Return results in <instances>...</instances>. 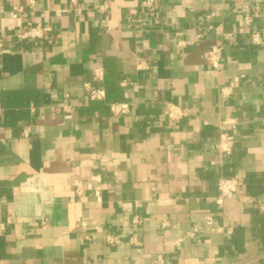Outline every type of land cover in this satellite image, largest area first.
<instances>
[{
    "label": "crops",
    "instance_id": "0c3cea01",
    "mask_svg": "<svg viewBox=\"0 0 264 264\" xmlns=\"http://www.w3.org/2000/svg\"><path fill=\"white\" fill-rule=\"evenodd\" d=\"M139 4L0 0V264H236L264 253V17L247 26L230 0H161L154 15ZM29 23L52 30L24 39ZM215 45L219 70L207 60ZM97 69L114 75L120 100L106 101ZM88 84L105 99L89 100ZM23 92L36 100L23 105ZM169 103L185 120L165 117ZM226 117L239 125L221 157ZM235 175L243 185L218 206L219 179Z\"/></svg>",
    "mask_w": 264,
    "mask_h": 264
},
{
    "label": "built area",
    "instance_id": "2783aa9c",
    "mask_svg": "<svg viewBox=\"0 0 264 264\" xmlns=\"http://www.w3.org/2000/svg\"><path fill=\"white\" fill-rule=\"evenodd\" d=\"M234 3H242L243 4V22L247 26H253V23L256 19L264 17V11L260 8V6H254L249 4L246 0H230ZM75 3V0H72ZM161 0H140L139 8H141L142 12H147L150 15H154L157 10L160 8ZM15 11H18V7H15ZM138 12L135 9H132L128 13V20L132 21L134 16L137 15ZM17 16V14H16ZM52 29L47 27H42L39 25H34L33 23H29L27 25V30L21 35L24 39H45L48 37V34ZM250 41L254 45L258 46L262 42V35L259 31L255 29L251 31ZM221 57H222V47L217 45L213 46L207 56V60L209 64L214 68L219 70L221 67ZM95 80L99 82H104V71L102 69H97L95 71ZM237 83L236 79L233 81L228 87L235 86ZM88 88V99L89 100H103L105 99V89L104 87H92L89 84ZM224 91V95L230 94V92ZM129 105L126 103H112L111 111L114 114H124L128 112ZM189 115V110L187 108H182L174 103H169L166 111L165 117L171 122L179 123L185 120V118ZM238 119L233 117H226L222 120L219 125V138L214 146L216 153L218 156L227 157L233 153V150L237 141V133H238ZM29 130H24V136L28 135ZM243 185V180L238 175L235 176H224L219 179L217 184V196L215 198V202L218 206L222 207L225 201L229 198H232L237 194L238 189ZM90 185H88L89 187ZM87 185H83L78 180L75 181V192L77 195L82 196L86 192ZM207 224L212 225L213 220L211 217H208L206 220ZM197 229H194L196 231ZM222 227H218L217 231L223 232ZM110 243L115 242L114 238H108ZM138 247L141 246L140 242H136Z\"/></svg>",
    "mask_w": 264,
    "mask_h": 264
},
{
    "label": "trees",
    "instance_id": "16d2710c",
    "mask_svg": "<svg viewBox=\"0 0 264 264\" xmlns=\"http://www.w3.org/2000/svg\"><path fill=\"white\" fill-rule=\"evenodd\" d=\"M104 84L106 85V90H107V96H106V101L113 102V101H118L120 100V88L118 85L115 83L114 75L112 73H109L108 75H105L104 78ZM37 98V94L34 93H20V103L27 104L28 100L30 99H35ZM22 117H25L23 115ZM256 231V237L258 240H260L262 243L264 242V220L261 218H258L257 221V227L255 229Z\"/></svg>",
    "mask_w": 264,
    "mask_h": 264
},
{
    "label": "water",
    "instance_id": "95a60500",
    "mask_svg": "<svg viewBox=\"0 0 264 264\" xmlns=\"http://www.w3.org/2000/svg\"><path fill=\"white\" fill-rule=\"evenodd\" d=\"M263 256H264V253L259 255V256H256V257L246 258L245 260L240 261V262H238L236 264H245V263L250 262L252 260H255V259H258V258H262Z\"/></svg>",
    "mask_w": 264,
    "mask_h": 264
}]
</instances>
